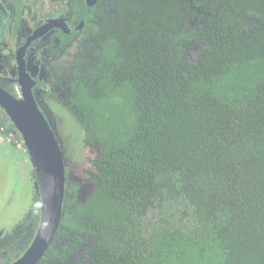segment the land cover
<instances>
[{
    "label": "trees",
    "instance_id": "obj_1",
    "mask_svg": "<svg viewBox=\"0 0 264 264\" xmlns=\"http://www.w3.org/2000/svg\"><path fill=\"white\" fill-rule=\"evenodd\" d=\"M96 12L68 105L94 155L38 264H264V0Z\"/></svg>",
    "mask_w": 264,
    "mask_h": 264
},
{
    "label": "flooded vegetation",
    "instance_id": "obj_2",
    "mask_svg": "<svg viewBox=\"0 0 264 264\" xmlns=\"http://www.w3.org/2000/svg\"><path fill=\"white\" fill-rule=\"evenodd\" d=\"M98 1L0 0V87L14 99H33L62 150L64 145L58 130L59 113L63 109L71 113L68 107L71 97L69 85L78 52L82 49V39L86 34L94 36L96 25L103 21L106 13H110L107 6L106 13L98 15ZM85 49L92 52L90 47ZM2 101L0 97V122L4 123L1 124V131L9 129L10 132L1 135L12 137L18 134L31 162L23 136L1 104ZM30 168L35 174L34 209L29 210L25 220L17 225L11 235L12 239H22L21 243H15L16 247H11L15 257L18 256L1 264H12L19 260L31 246L40 226L41 186L33 164ZM25 231L27 234H24ZM8 242H11L10 238L0 246Z\"/></svg>",
    "mask_w": 264,
    "mask_h": 264
},
{
    "label": "water",
    "instance_id": "obj_3",
    "mask_svg": "<svg viewBox=\"0 0 264 264\" xmlns=\"http://www.w3.org/2000/svg\"><path fill=\"white\" fill-rule=\"evenodd\" d=\"M1 103L23 136L41 186L42 212L38 232L25 254L12 264H38L53 242L63 216L67 188L65 153L31 97H11L0 87Z\"/></svg>",
    "mask_w": 264,
    "mask_h": 264
},
{
    "label": "rangeland",
    "instance_id": "obj_4",
    "mask_svg": "<svg viewBox=\"0 0 264 264\" xmlns=\"http://www.w3.org/2000/svg\"><path fill=\"white\" fill-rule=\"evenodd\" d=\"M59 115L58 130L64 145L65 167L68 171H81L94 152L85 145L84 130L75 117L66 109ZM19 137L18 134L12 137L0 134V243L11 239L9 244L0 246V264L15 257L11 247L21 243L22 239H12L11 235L17 225L25 220L29 210L34 209L35 174Z\"/></svg>",
    "mask_w": 264,
    "mask_h": 264
}]
</instances>
